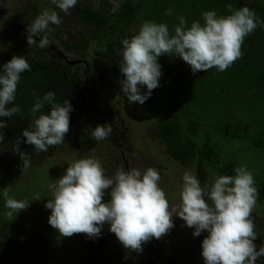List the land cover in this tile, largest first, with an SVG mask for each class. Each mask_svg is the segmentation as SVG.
I'll use <instances>...</instances> for the list:
<instances>
[{
  "label": "trees",
  "instance_id": "trees-1",
  "mask_svg": "<svg viewBox=\"0 0 264 264\" xmlns=\"http://www.w3.org/2000/svg\"><path fill=\"white\" fill-rule=\"evenodd\" d=\"M7 1L10 0H0V67L13 56L21 55L27 56L31 65L30 71L21 74L14 101V105H20L21 112L3 118L8 127L0 129L5 133V141L0 144V166L4 157L18 159L16 169L12 168L13 161L9 162L8 171L21 170L19 174L27 177V171L35 174L34 169L48 166L46 173L55 183L66 174L71 163L88 156L99 158L107 175L115 173V164L126 169L140 167V163L131 162L130 146L123 139L121 145L114 129L119 126L123 133L136 135L145 120L151 127L150 137L156 144L166 146L169 157L164 165L174 162L193 167L202 184L211 182L216 175H235L233 169L241 165L236 163L233 151L232 162L222 163L224 156L211 136L204 134L206 128L215 129L233 142L239 141L245 152L244 144L248 151H264L262 27L258 26L245 38L242 57L225 72L212 68L193 74L182 58L162 55L160 86L152 90L143 105L130 104L119 84L121 41L135 35L145 21L164 22L174 29L179 23L177 18L184 16L188 26L197 20L203 24V12L215 10L218 15H228L229 4L235 9L248 6L264 20V0H103L100 7L91 0H79L69 15L56 8L51 0H23L15 3L12 12L3 6ZM111 2L119 4L117 10ZM44 8L55 9L63 23L50 25L51 43L41 49L27 43V26ZM169 8L172 15H166ZM74 26H81V31H72ZM43 35L36 37L37 43ZM143 90L146 91V86ZM49 91L55 93L59 103L70 100L74 109L70 114V129L63 144L51 146L46 152H37L32 145L22 142L20 151L26 152L30 161L23 170V161L13 148L18 138L26 140L22 132L31 126L34 118L50 112L48 104L41 112H32L36 97ZM244 107L248 110H243ZM248 111L252 113L250 125L246 130L238 128L237 122L244 121ZM131 121L136 123L135 129ZM109 122L113 128L110 136L96 141L91 135L92 128ZM135 139L132 137L130 141ZM152 164L150 167H157ZM259 170L260 175L253 174L259 192L256 207H264V165ZM29 177H18L22 180L21 194H8L9 198L29 202L25 210L14 212L11 219L4 215L8 209L0 186V264H204L201 245L207 231L194 237L179 217H174L175 227L169 233L143 243L140 256L126 249L109 231L107 223L99 237L85 233L64 237L48 221H42L51 214L41 203L43 198L50 199L46 181L41 177L37 188L28 187L36 180L33 175ZM173 178L161 177L160 183L171 203L178 206L180 197L174 193L179 192L182 183ZM179 180L182 182V177ZM40 194V199L34 200ZM258 239L257 250L264 246V238ZM259 262L264 264V257L258 258Z\"/></svg>",
  "mask_w": 264,
  "mask_h": 264
},
{
  "label": "clouds",
  "instance_id": "clouds-1",
  "mask_svg": "<svg viewBox=\"0 0 264 264\" xmlns=\"http://www.w3.org/2000/svg\"><path fill=\"white\" fill-rule=\"evenodd\" d=\"M78 2L51 0L65 15ZM172 11L167 9L166 15H172ZM228 11V15L205 11L204 23L197 20L190 26L184 16H179L174 29L164 22L145 21L135 35L124 38L119 84L127 101L143 105L152 90L160 86L163 73L159 57L165 54L182 58L193 74L212 68L227 71L242 57L245 38L258 26L264 28V20L248 6L235 9L229 4ZM62 23L55 9L44 8L27 26V43L47 48L51 43L50 25ZM41 33L44 35L37 43L36 37ZM30 70L29 58L23 55L13 56L0 67V129L8 127L3 118L21 112L20 105H14V101L21 74ZM46 104L51 105L50 112L34 118L31 126L22 132L26 140L18 138L13 148L23 161V170L30 161L27 153L20 151L22 142L32 145L37 152H46L51 146L63 144L69 132L70 114L74 110L70 100L59 103L55 93L49 91L36 97L32 112H41ZM112 131L109 122L92 128L91 135L99 142ZM4 141L5 133L0 132V144ZM233 171L235 175H216L211 182L203 184L193 172L185 171L177 206L161 186V175L155 167L126 169L121 165L113 175H107L102 161L88 156L71 163L66 174L49 185L50 199L44 207L51 210L48 223L64 237L76 233L99 237L107 223L121 244L136 252L143 251V243L169 233L175 227L174 217H179L185 226L194 228V237L207 231L201 245L204 264H257L258 258L264 257V246L257 250L252 218L259 192L247 164L242 163ZM6 189L2 193L8 209L4 215L11 219L14 212L25 210L29 202L9 198Z\"/></svg>",
  "mask_w": 264,
  "mask_h": 264
},
{
  "label": "rangeland",
  "instance_id": "rangeland-1",
  "mask_svg": "<svg viewBox=\"0 0 264 264\" xmlns=\"http://www.w3.org/2000/svg\"><path fill=\"white\" fill-rule=\"evenodd\" d=\"M96 7H100V5L103 3V0H91ZM22 3L23 0H10L4 3V7L8 9V11L12 12V10L15 8V3ZM112 8L114 10H117L119 7V4L117 2H111ZM72 31H81V26L72 27ZM247 111L248 109H244ZM242 110V111H243ZM241 111V112H242ZM240 112V113H241ZM248 115L244 118V121L237 122V126L240 129H245L250 125V118L252 113H249ZM239 113V114H240ZM234 114V113H233ZM236 116V114H234ZM132 128H136V123L132 122ZM123 125V124H122ZM151 129L150 124L148 123L147 120L143 122L142 126L138 129L139 133L137 134V137L135 140H132L129 142V146L131 152L129 153V156L131 158L132 162H136L137 159H141L139 152L142 154V159L150 158L149 160H146V167L154 166L152 163H155L157 166L156 169L159 170L161 177H169L173 176V179H176L178 183H183L179 178L183 177V174L185 171H191L195 175H197V172L194 170L193 167L190 166H183L182 164H175L173 163L171 165H164V163L168 160V154L166 152V146L165 145H158L156 142L149 136L148 130ZM204 129V128H203ZM204 134H209L212 138V142L214 145L218 148L219 152L221 153L222 156H224V159L222 160V163H226L227 161L232 162V151L234 155V159L236 163H244L247 164L250 170H254L253 174L255 176L260 175V167L264 165V151H258L256 149H253L251 151H248L246 144H244V148L247 150L246 152L242 150L243 144H241L239 141H231L228 138L223 137L220 132L216 131L215 129H210L206 128ZM202 137H205L202 135ZM123 144L121 140V145ZM14 157H4V159L1 162V168H0V186L2 189L5 191V189L8 191V194L11 196L21 194L20 191L23 190L22 187V180H20L18 177L21 175L23 179L30 178V175H33L36 177V180H33V182H30L28 187H33L37 188V186L40 183V178H43V181L45 182V189L50 191L49 185L52 184L53 182L50 181L51 177L47 175V170L48 166L43 167V168H36L34 169L36 171L35 174H31L32 171H27V177L25 174H19L20 171H15L12 170L8 171L9 169V162L13 161V169H16L18 159L14 161ZM134 161H133V160ZM52 180V179H51ZM164 181L166 179L164 178ZM21 182V183H20ZM171 188L172 185H171ZM180 191L179 192L176 190L174 194H177L178 197H180ZM38 196V195H37ZM41 197V194L40 196ZM47 201L43 198L42 204L43 206L45 205ZM177 201H175L176 203ZM252 218L255 224V231L257 233V239L255 242H260L257 240H260L258 238H264V207H256L253 209L252 212ZM43 222H47L48 219L42 220ZM42 221H40V224H42ZM44 224V223H43ZM187 229L189 232H193L194 230L190 229L189 227H184ZM264 241V240H263ZM138 256L141 254L139 252H134ZM263 262H259L257 264H261Z\"/></svg>",
  "mask_w": 264,
  "mask_h": 264
},
{
  "label": "flooded vegetation",
  "instance_id": "flooded-vegetation-1",
  "mask_svg": "<svg viewBox=\"0 0 264 264\" xmlns=\"http://www.w3.org/2000/svg\"><path fill=\"white\" fill-rule=\"evenodd\" d=\"M94 102H96L97 104H98V98H97V96H94ZM122 122V121H121ZM122 124H123V122H122ZM119 127V126H118ZM118 127H116L117 129H118ZM114 129L116 132H117V138L119 139V140H124L125 142H126V144H129V142H130V140L132 139V137H137L136 135L139 133V131L137 130L136 131V135H134L132 132H129V133H123L121 130H120V128L118 129L120 132H118L117 131V129ZM149 133H150V131H149ZM130 153V152H129ZM139 154H140V157H141V159H137L136 160V162H132V163H140V168L143 166V165H146V160H149L150 158H144V159H142V154L139 152ZM129 156V155H128ZM129 159L131 160V158L129 157ZM133 160V159H132ZM134 161V160H133ZM147 168V167H146Z\"/></svg>",
  "mask_w": 264,
  "mask_h": 264
},
{
  "label": "crops",
  "instance_id": "crops-1",
  "mask_svg": "<svg viewBox=\"0 0 264 264\" xmlns=\"http://www.w3.org/2000/svg\"><path fill=\"white\" fill-rule=\"evenodd\" d=\"M114 168H115V169H117V168H118V165H117V164H115V165H114Z\"/></svg>",
  "mask_w": 264,
  "mask_h": 264
}]
</instances>
